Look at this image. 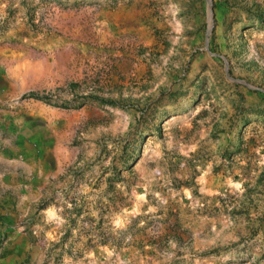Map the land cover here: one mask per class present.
Segmentation results:
<instances>
[{"label":"rangeland","instance_id":"374dc122","mask_svg":"<svg viewBox=\"0 0 264 264\" xmlns=\"http://www.w3.org/2000/svg\"><path fill=\"white\" fill-rule=\"evenodd\" d=\"M0 264H264V0H0Z\"/></svg>","mask_w":264,"mask_h":264},{"label":"trees","instance_id":"16d2710c","mask_svg":"<svg viewBox=\"0 0 264 264\" xmlns=\"http://www.w3.org/2000/svg\"><path fill=\"white\" fill-rule=\"evenodd\" d=\"M28 95L31 96V97H35V98L41 99V97L36 95L34 92H29Z\"/></svg>","mask_w":264,"mask_h":264}]
</instances>
